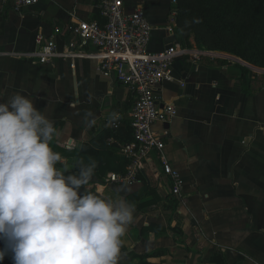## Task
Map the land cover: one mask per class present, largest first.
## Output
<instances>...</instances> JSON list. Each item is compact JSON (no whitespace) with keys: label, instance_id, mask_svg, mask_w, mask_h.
Here are the masks:
<instances>
[{"label":"crops","instance_id":"1","mask_svg":"<svg viewBox=\"0 0 264 264\" xmlns=\"http://www.w3.org/2000/svg\"><path fill=\"white\" fill-rule=\"evenodd\" d=\"M137 6L153 27L150 52L182 44L175 0H132L129 10ZM96 11V0H42L23 13L1 10L0 102L20 93L47 109L59 131L52 147L72 171L80 158L66 152L102 138L109 153L104 167L124 163L119 173H95L86 186L101 197L119 193L136 207L118 264H140L142 257L147 264H211L217 254L227 264H264V69L223 52L199 61L178 58L175 80L158 89L178 116L156 130L167 134L164 156L184 180L183 197L171 194L158 152L144 161L133 184L110 183L109 175L127 171L122 147L133 141L134 91L103 75L99 57L39 64L23 56L36 50L39 33L55 39L63 52L68 36L56 28L98 21ZM184 45L198 49L193 39ZM241 67L251 72L248 93L239 80ZM113 112L119 119L109 124ZM171 200L177 202L174 211Z\"/></svg>","mask_w":264,"mask_h":264},{"label":"clouds","instance_id":"2","mask_svg":"<svg viewBox=\"0 0 264 264\" xmlns=\"http://www.w3.org/2000/svg\"><path fill=\"white\" fill-rule=\"evenodd\" d=\"M118 119L113 112L108 123ZM58 135L29 97L0 102V264L6 255L12 264H118L136 207L87 191L96 161L72 171L52 147Z\"/></svg>","mask_w":264,"mask_h":264},{"label":"built area","instance_id":"3","mask_svg":"<svg viewBox=\"0 0 264 264\" xmlns=\"http://www.w3.org/2000/svg\"><path fill=\"white\" fill-rule=\"evenodd\" d=\"M41 1L0 0V11L11 7L15 12L23 13ZM131 1L96 0L100 21H81L62 30L56 28L57 34L68 36V45L63 52L58 51L55 39L39 33L36 50L23 56L39 64L54 63L61 58L99 57L101 73L114 77L136 96L129 118L133 141L122 147L128 162L127 171L124 175H109L108 182L133 184L144 161L158 152L162 154L164 175L171 182V194L182 198L184 180L164 156L167 134L156 130L157 125L165 126L175 119L178 110L163 99L158 89L175 80L174 64L178 58L188 56L199 61L212 51L173 44L161 52H150L153 27L142 6L129 10Z\"/></svg>","mask_w":264,"mask_h":264},{"label":"trees","instance_id":"4","mask_svg":"<svg viewBox=\"0 0 264 264\" xmlns=\"http://www.w3.org/2000/svg\"><path fill=\"white\" fill-rule=\"evenodd\" d=\"M175 1L177 2L176 29L182 44H188L189 40L193 39L198 49L227 53L237 57L238 61L241 59L247 64L264 69V0ZM96 18L100 21L98 11ZM240 69L243 74L239 80L243 91L248 93L251 72L246 68ZM102 140L103 138L95 140L92 146L85 144L80 150L67 151L66 154L85 161L91 157L97 164L95 173L101 177L111 170L119 173L125 166L124 163H116L111 169L104 167L109 153H107L108 147L102 143ZM170 205L174 211L177 202L171 200ZM0 248H4L3 241H0ZM146 258L142 257L140 264H147L144 263ZM208 263L227 264L220 254L213 256ZM3 264H12L9 255L5 256Z\"/></svg>","mask_w":264,"mask_h":264}]
</instances>
